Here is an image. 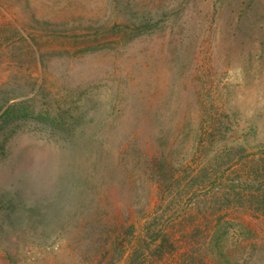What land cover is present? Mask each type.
<instances>
[{
    "label": "rangeland",
    "instance_id": "1",
    "mask_svg": "<svg viewBox=\"0 0 264 264\" xmlns=\"http://www.w3.org/2000/svg\"><path fill=\"white\" fill-rule=\"evenodd\" d=\"M263 163L264 0H0V264H264Z\"/></svg>",
    "mask_w": 264,
    "mask_h": 264
},
{
    "label": "trees",
    "instance_id": "2",
    "mask_svg": "<svg viewBox=\"0 0 264 264\" xmlns=\"http://www.w3.org/2000/svg\"><path fill=\"white\" fill-rule=\"evenodd\" d=\"M32 40L38 44L34 36ZM22 48L28 52L31 49L29 44ZM262 167L264 168V163ZM248 178L250 177H241L238 180L221 178L220 182L212 189L214 190L213 194L217 196L219 194L232 204L231 199L233 198L231 197L243 203L242 200H239L240 197L243 196V193L252 191L249 200L250 207L264 211V185L256 186ZM151 214L150 210L147 211L146 217L149 223L145 229L141 227L140 219L132 217L129 218L130 222L118 229L116 239L113 241V248L107 250L104 255V258L109 259L108 264H120L124 259L128 264H165V255L172 254L176 249V244L167 228L154 224Z\"/></svg>",
    "mask_w": 264,
    "mask_h": 264
}]
</instances>
